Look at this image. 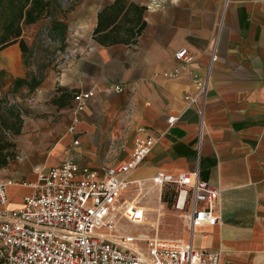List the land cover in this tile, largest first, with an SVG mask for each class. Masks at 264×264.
Instances as JSON below:
<instances>
[{"label":"crops","instance_id":"1","mask_svg":"<svg viewBox=\"0 0 264 264\" xmlns=\"http://www.w3.org/2000/svg\"><path fill=\"white\" fill-rule=\"evenodd\" d=\"M113 1L75 0L66 13L72 35L65 42L72 54L61 74L46 78L39 90L40 98L51 99L57 120L44 129L54 139L51 148L32 147L45 155L36 170L57 166L72 155L79 164L101 171L127 161L135 139L152 133L157 140L128 174L123 199L131 202L138 189L146 199L138 203L146 208L156 199L144 196L158 172L178 174L199 167L200 178L221 189L220 219L197 227L193 236L178 210L186 227L182 237L162 235L154 224L140 228L147 235L192 238L198 248L221 250L222 264H264V0H130L147 7L143 33L135 44H101L94 38L98 14ZM217 32L219 58L198 160L199 117L184 94L194 90L192 72L203 71ZM181 48L195 56L190 66L176 60ZM18 50L22 56L15 43L0 54L10 64L11 53ZM177 69L178 77L166 76ZM118 85L123 92L115 89ZM90 90L94 96L77 113L75 96ZM170 116L177 117L173 124ZM0 182H9V209L20 208L32 193L12 178L0 176ZM163 191L159 201L164 210H175L162 200Z\"/></svg>","mask_w":264,"mask_h":264},{"label":"built area","instance_id":"2","mask_svg":"<svg viewBox=\"0 0 264 264\" xmlns=\"http://www.w3.org/2000/svg\"><path fill=\"white\" fill-rule=\"evenodd\" d=\"M175 58L186 66L195 60L187 48L179 49ZM218 58L217 32L203 71L192 72L194 90L184 94L199 117L198 160L207 128L209 88ZM166 76L176 78L179 71ZM115 89L124 91L120 85ZM93 96V90L77 94L76 112H82ZM168 120L173 124L177 117L170 116ZM73 130L74 126L70 127ZM156 140L152 133L137 137L127 161L101 171L79 164L70 155L61 164L41 170L35 182H23L32 186L33 191L24 197L20 208L7 207L9 182H0V264H222L221 250L198 248L192 238L147 235L140 228L146 225V208L123 199L129 185L128 174L147 158ZM151 182L174 191L172 206L184 213L191 236L197 227L219 221L221 189L202 180L199 167L178 174L160 171ZM181 191H186L185 204L178 209L175 205ZM124 220L140 225L139 230L127 231L122 227Z\"/></svg>","mask_w":264,"mask_h":264},{"label":"trees","instance_id":"3","mask_svg":"<svg viewBox=\"0 0 264 264\" xmlns=\"http://www.w3.org/2000/svg\"><path fill=\"white\" fill-rule=\"evenodd\" d=\"M75 0L64 5L63 0H0V51L10 45L19 43L23 63L29 67L34 55V48L24 37L25 28L39 24L45 19L50 20V32L56 33L65 42L69 25L66 13L71 10ZM147 7L130 0H114L107 4L98 14V25L94 38L101 44L124 42L135 44L146 28L144 14ZM48 35V34H47ZM49 38L52 39L50 35ZM5 69L0 70V168L8 165L17 156L15 135L21 134L24 124L23 113L28 111L23 105L13 102L9 94L16 95L26 88L27 93H33L45 80V74L39 71H29L25 76H12L8 92L2 93L7 84ZM62 98V97H61ZM60 103L62 100L53 99ZM64 101V100H63ZM5 106L7 112H2ZM174 191L164 189L162 200L170 205L174 201Z\"/></svg>","mask_w":264,"mask_h":264},{"label":"rangeland","instance_id":"4","mask_svg":"<svg viewBox=\"0 0 264 264\" xmlns=\"http://www.w3.org/2000/svg\"><path fill=\"white\" fill-rule=\"evenodd\" d=\"M47 34L53 40H49ZM67 35L70 37L72 33H67ZM24 37L34 48V55L30 59L29 67L23 63L19 50L11 53L12 61L10 64L5 63V56L0 54V70L5 69L7 72V76L4 78L7 84L2 89L3 94L8 92L12 76H25L29 71H39L40 69L45 74V79L52 78L53 80L61 74L65 64L71 59L72 51L69 50L67 43L62 41L58 34L50 32L49 19H45L36 25L27 26ZM52 80L48 81V84L52 83ZM41 88L43 85L30 94L27 93L26 88L21 89L16 95L9 94L10 100L23 105L28 114L23 113L24 124L21 134L13 137L17 143V156L14 160H10L8 165L0 168V176L27 183L35 181L38 177L39 171L36 170L37 167L35 166L41 164L45 155L39 154L38 149L34 150L32 147H39L42 149L41 151H47L51 148L54 139L47 137L44 129L52 127L53 122L57 120V114L51 112L53 109L51 99L39 97ZM1 111L6 113L8 110L3 106ZM27 123L30 126L29 129L25 128ZM133 191L135 190L133 189ZM176 211L171 207L166 211L164 210L161 224L155 226L158 230L160 229V234L173 237L183 236L186 227L183 217ZM156 217L158 216L154 215L153 218L149 219L150 221L158 219ZM131 230H135V228L132 227Z\"/></svg>","mask_w":264,"mask_h":264},{"label":"bare ground","instance_id":"5","mask_svg":"<svg viewBox=\"0 0 264 264\" xmlns=\"http://www.w3.org/2000/svg\"><path fill=\"white\" fill-rule=\"evenodd\" d=\"M25 186H29L32 188V186H30V185H25ZM32 191H33V188H32ZM138 191L139 190L137 189L136 198L131 199L130 203L146 201V199L141 197L142 195H139L140 193H138ZM159 192H160V187L155 186V185H150L148 188V191H146V194H145L146 196H144V197L150 196V197H155L156 199L153 201V203L151 205H147V207H146L147 215L144 218L145 224H154L155 226H158L159 224H161L162 215H163L165 208H164V205L159 201ZM141 193H142V191H141ZM185 197H186V191H181L180 195L178 196L176 205H175L176 208L182 209L184 207ZM154 215H157L158 217H156V218H158V219L150 221V219L153 218ZM122 225L127 231H131L132 227H134L135 229L140 227V225L133 224L128 220L123 221Z\"/></svg>","mask_w":264,"mask_h":264}]
</instances>
